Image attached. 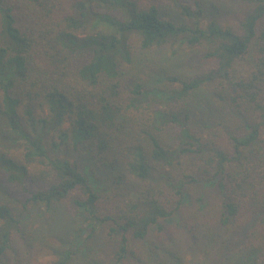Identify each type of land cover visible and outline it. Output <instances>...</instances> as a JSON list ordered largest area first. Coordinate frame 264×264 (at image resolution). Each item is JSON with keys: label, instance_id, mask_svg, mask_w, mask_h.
Segmentation results:
<instances>
[{"label": "trees", "instance_id": "16d2710c", "mask_svg": "<svg viewBox=\"0 0 264 264\" xmlns=\"http://www.w3.org/2000/svg\"><path fill=\"white\" fill-rule=\"evenodd\" d=\"M165 1L0 0L2 264L23 236L15 192L22 208L83 217L55 264L95 243L113 264H189L160 252L180 231L217 242L226 264H264V0L208 14L167 0L181 23ZM177 42L199 73L134 56ZM21 239L16 264H33L37 241Z\"/></svg>", "mask_w": 264, "mask_h": 264}, {"label": "rangeland", "instance_id": "374dc122", "mask_svg": "<svg viewBox=\"0 0 264 264\" xmlns=\"http://www.w3.org/2000/svg\"><path fill=\"white\" fill-rule=\"evenodd\" d=\"M197 1L200 2V5L206 7V14L209 13V9L213 10L212 8L214 6L220 11L222 10V6L225 9H230L232 7L231 2L227 0H182L184 4L192 9L195 8L194 3ZM163 7L171 17L174 16V18H177L175 19L176 22L178 21L181 23L186 21V18H179L180 13L178 8L170 1L166 0ZM130 41L131 44L137 45V39L135 37H131ZM174 51L176 52L175 54L173 53ZM197 55V50L187 48V45L181 46L177 42L172 46H170V44H166L149 52H143L136 46V52L134 56L136 60L145 59L149 60L150 62H155L175 76L189 78L194 76L196 73H199L200 71L198 70L203 68V62ZM206 97L207 92L201 90V92L198 94V98L200 100H206ZM0 180H2L1 174ZM9 199L10 203H14V215L21 220L22 235L26 239H30V237H32L35 239V241H37V243L34 245L35 248L33 249V255L31 256L33 257V264H55V261L57 260L55 252L66 248L67 243L70 242V240L74 237V226L77 224L83 225V217L81 216L77 219V221H75L71 217L67 205L64 207H59L55 211L48 214L43 213V211H41L39 208L33 206H27L26 209L22 208L21 202L25 203V197L18 192L10 195ZM44 223H48L49 227L45 229L43 227ZM44 229L45 231L47 230L46 234ZM82 234L83 236L82 239L79 240V245L83 240L87 239V232L84 231ZM23 236L14 237L12 248L4 259L5 264H16L19 262V260L24 258L25 246L23 245L21 239ZM199 236L198 243L192 244V240L184 235V231L175 232L171 236L166 235L161 240L160 252L163 255L166 252L177 250L179 256H181L189 264H226L230 258L232 259L233 254L228 255L227 259L223 260V257L218 250L219 245L217 242L213 243V240L211 243L208 238H202L201 233ZM227 241L230 243L232 240L229 239ZM69 244L70 246H67L68 248L75 249L74 246H76V244ZM98 244L99 243H95V250H91V254L87 259L78 256L73 259L72 264H113V261L110 258L101 256L102 253H99L98 249H96ZM93 245L94 244L91 246ZM100 248H102V246ZM226 253L227 252H225L224 248L222 254L226 255ZM28 261H30V259L27 255L24 259V262ZM0 264H2L1 260Z\"/></svg>", "mask_w": 264, "mask_h": 264}]
</instances>
